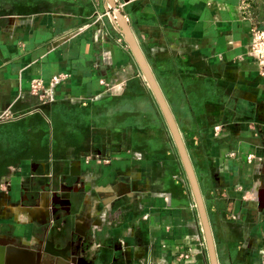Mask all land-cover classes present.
I'll list each match as a JSON object with an SVG mask.
<instances>
[{
    "label": "crops",
    "instance_id": "obj_1",
    "mask_svg": "<svg viewBox=\"0 0 264 264\" xmlns=\"http://www.w3.org/2000/svg\"><path fill=\"white\" fill-rule=\"evenodd\" d=\"M113 1L0 0V235L59 264H209L119 10L177 122L218 263L264 264V75L247 55L264 0Z\"/></svg>",
    "mask_w": 264,
    "mask_h": 264
},
{
    "label": "water",
    "instance_id": "obj_2",
    "mask_svg": "<svg viewBox=\"0 0 264 264\" xmlns=\"http://www.w3.org/2000/svg\"><path fill=\"white\" fill-rule=\"evenodd\" d=\"M108 1L110 2L111 6L113 7L116 6L113 0H108ZM114 19L120 25V29L124 34L126 41L128 42L135 58L140 64L150 84V87L158 101V104L162 110L164 118L167 122V125L174 139L175 145L178 149V153L180 155L181 161L183 163L184 169L186 171L196 201V206L198 209V214L204 233L209 264H219L214 238H213L209 218L206 212L204 200L200 191L199 183L196 178L181 133L179 131L177 122L173 116L169 104L167 103L161 91V88L159 87L153 75L152 70L150 69V66L144 54L142 53L127 23L125 22V18L121 13V11L119 10L115 11ZM70 259L71 262L69 264H82L78 261L76 255H72ZM0 264H59V263H56L55 260H52L51 258L45 257L43 247H35L22 240H17L14 237H7L5 235H0Z\"/></svg>",
    "mask_w": 264,
    "mask_h": 264
},
{
    "label": "built area",
    "instance_id": "obj_3",
    "mask_svg": "<svg viewBox=\"0 0 264 264\" xmlns=\"http://www.w3.org/2000/svg\"><path fill=\"white\" fill-rule=\"evenodd\" d=\"M247 55L256 61L258 72L264 75V19L260 25L254 24L250 28V40ZM62 76H64V74H62ZM30 90L33 94H37L40 97H44L47 94V90L43 86V82L40 78H34L31 80ZM6 115L10 116L11 113L9 114L8 112ZM221 126V124L214 125V132H218L221 129ZM252 157V154H248L247 156L249 160H251ZM189 256V253H180V257L182 258H188Z\"/></svg>",
    "mask_w": 264,
    "mask_h": 264
}]
</instances>
